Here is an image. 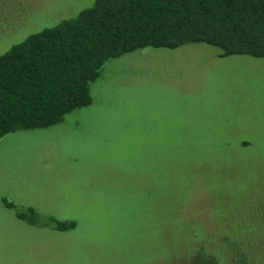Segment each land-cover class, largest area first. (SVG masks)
<instances>
[{
    "label": "rangeland",
    "instance_id": "1",
    "mask_svg": "<svg viewBox=\"0 0 264 264\" xmlns=\"http://www.w3.org/2000/svg\"><path fill=\"white\" fill-rule=\"evenodd\" d=\"M95 2L0 0V55ZM220 54L111 59L90 106L0 138V264H264V59Z\"/></svg>",
    "mask_w": 264,
    "mask_h": 264
},
{
    "label": "trees",
    "instance_id": "2",
    "mask_svg": "<svg viewBox=\"0 0 264 264\" xmlns=\"http://www.w3.org/2000/svg\"><path fill=\"white\" fill-rule=\"evenodd\" d=\"M192 44L264 59V0H96L0 55V138L59 125L90 106L91 85L111 59ZM17 218L27 220L21 210ZM54 223L61 232L76 227Z\"/></svg>",
    "mask_w": 264,
    "mask_h": 264
}]
</instances>
